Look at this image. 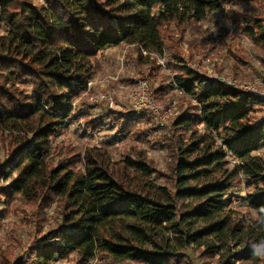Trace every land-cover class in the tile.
Here are the masks:
<instances>
[{"label": "trees", "instance_id": "16d2710c", "mask_svg": "<svg viewBox=\"0 0 264 264\" xmlns=\"http://www.w3.org/2000/svg\"><path fill=\"white\" fill-rule=\"evenodd\" d=\"M244 1L0 0V178L9 179L0 196L25 202L23 222L37 235L15 258L0 251L3 264L71 256L88 264L96 254L112 264H183L190 248L200 249L205 264L214 256L216 264L264 263V160L253 155L264 148V118L254 119L264 100L170 61L171 83L197 105L188 104L162 138L168 172L145 151L113 162L104 148L81 157L53 142L85 116L70 119L71 102L107 49L124 44L137 60L161 57L167 47L178 49L175 34L185 27ZM251 1L264 11V0ZM227 14L264 65V16ZM179 59L175 52L172 60ZM121 122L119 134L129 127ZM84 128L95 133L102 123L85 121ZM242 182L252 187L244 214L230 208V191ZM51 205L58 223L45 231Z\"/></svg>", "mask_w": 264, "mask_h": 264}, {"label": "rangeland", "instance_id": "374dc122", "mask_svg": "<svg viewBox=\"0 0 264 264\" xmlns=\"http://www.w3.org/2000/svg\"><path fill=\"white\" fill-rule=\"evenodd\" d=\"M33 1L43 2V0ZM259 5V1L251 0L238 2L233 5V8L224 5V12L214 11L198 24L189 25L182 33L175 34L178 49L167 47L161 57L147 55L144 59L137 60L135 48L124 44L107 49L100 57H97V63H93L92 74L87 80L86 89L71 102L70 119L81 113L85 116L72 122L53 141L54 144L73 147L81 157L85 149L89 147L104 148L113 162H118L125 155L145 151L154 167L168 172V157L165 141L162 138L167 135L172 123L186 110L188 104L197 105V103L181 96V92L171 83L170 78L174 72L169 71L165 64L171 61L176 65H184L213 80L216 79L217 83L227 88L237 89L264 100V65L252 50V43L227 14L231 9L238 14L247 11L252 15L264 16V11ZM0 33L5 32L0 29ZM175 52L180 58L178 61L172 60ZM157 65L160 68L148 76L149 68ZM139 80L147 83L156 103L164 108H172L175 114L166 124L160 125L152 115L147 113L133 111L127 94ZM248 89H253L255 93L248 92ZM107 93L111 95L109 102L105 98H100V95ZM263 118L264 106H260L254 114V119ZM132 119L135 121L134 124H132ZM93 120H100L102 123V128L95 133L84 128L85 121ZM122 120H129V127H125L127 132L119 134L117 131L122 125ZM197 128L201 129L202 126L199 125ZM159 140L160 142H157ZM3 141L4 138H0V159L3 157ZM253 155H258L264 160V148ZM234 162L229 157V166ZM156 182L159 185L166 184L163 180ZM8 184L9 179L5 181L0 178V191ZM251 192L252 187L247 186L245 182L236 185L230 191V194L235 197L230 208L244 214L247 209L244 199ZM24 203L16 196L8 202L0 196V251L8 249L12 258L23 254L26 247H29L37 237L32 228L23 222L24 215L29 212ZM44 213L47 221L44 230L47 231L56 226L58 219L54 215L53 205L46 208ZM199 251L200 249H186L183 253L185 257L183 264H205L198 255ZM73 258L71 256L68 260L54 261L50 264H73ZM217 258L218 256L210 257L208 264H216ZM0 264H3L1 259ZM88 264L112 263L102 254H96ZM232 264L247 263L233 262Z\"/></svg>", "mask_w": 264, "mask_h": 264}, {"label": "built area", "instance_id": "2783aa9c", "mask_svg": "<svg viewBox=\"0 0 264 264\" xmlns=\"http://www.w3.org/2000/svg\"><path fill=\"white\" fill-rule=\"evenodd\" d=\"M142 54L146 55L145 52H142ZM214 81L217 82L216 79H214ZM259 84H261V83H259ZM227 85L231 86L229 84H227ZM231 87H233V86H231ZM248 92H250L252 94L255 93V91H253V89H251V90L248 89ZM127 96L129 98V102L132 104L133 111L135 113H138V112L142 113L143 112V113H147L149 115H152L154 117V119L156 121H158V123L160 125L166 124L169 121V118L175 114V113H173V110L171 107L164 108L160 104L156 103L153 100L152 94L149 91L147 83L144 80H139L137 82L136 86L131 91L128 92ZM260 97L263 98L262 96H260ZM100 98H105L106 101H108V102H109V100L111 101V95L109 93H107L105 95H100ZM259 264H261V263H259Z\"/></svg>", "mask_w": 264, "mask_h": 264}]
</instances>
